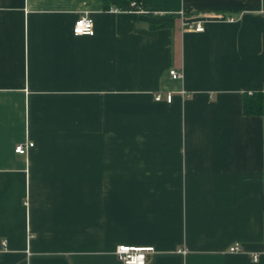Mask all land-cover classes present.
<instances>
[{"label":"crops","instance_id":"1","mask_svg":"<svg viewBox=\"0 0 264 264\" xmlns=\"http://www.w3.org/2000/svg\"><path fill=\"white\" fill-rule=\"evenodd\" d=\"M138 5L0 0V264H264V0Z\"/></svg>","mask_w":264,"mask_h":264},{"label":"built area","instance_id":"2","mask_svg":"<svg viewBox=\"0 0 264 264\" xmlns=\"http://www.w3.org/2000/svg\"><path fill=\"white\" fill-rule=\"evenodd\" d=\"M133 4H134L133 2H130V6H133ZM112 10L120 11L117 8H113ZM130 11H139V8ZM230 20L232 19L230 18ZM195 30L202 31L203 26L197 24ZM71 33L74 36H79V35L90 36L93 34L92 20L87 12L84 11L80 13L78 17L74 20L71 27ZM168 75L172 79L181 78V72L175 69H169ZM154 99L156 101L160 100V94L159 93L155 94ZM170 100H171V93L167 92L165 94V101L169 102ZM31 146H32V142L26 141L24 143L15 145L13 151L17 154H25L27 149ZM152 251H153L152 247H133V246L120 244L115 247L114 255L121 264H145L147 256ZM178 251L181 254L186 253V250L183 249H180ZM228 251L231 253L241 252V245L239 243H234L229 246ZM256 259H257V255H253V260L255 261Z\"/></svg>","mask_w":264,"mask_h":264},{"label":"trees","instance_id":"3","mask_svg":"<svg viewBox=\"0 0 264 264\" xmlns=\"http://www.w3.org/2000/svg\"><path fill=\"white\" fill-rule=\"evenodd\" d=\"M130 2H133V6H130ZM103 7L107 8L108 5H113L114 8L120 11H127L139 8V0H102ZM262 111V94L253 93L251 95L244 96L243 99V112L245 114L259 115Z\"/></svg>","mask_w":264,"mask_h":264}]
</instances>
